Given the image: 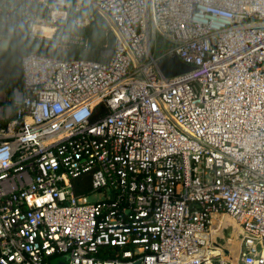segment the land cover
<instances>
[{
	"label": "built area",
	"instance_id": "obj_1",
	"mask_svg": "<svg viewBox=\"0 0 264 264\" xmlns=\"http://www.w3.org/2000/svg\"><path fill=\"white\" fill-rule=\"evenodd\" d=\"M70 1L0 0V47ZM81 1L111 54L28 52L0 108V264H264V0ZM172 53L192 68L166 78ZM220 219L247 238L236 262Z\"/></svg>",
	"mask_w": 264,
	"mask_h": 264
},
{
	"label": "trees",
	"instance_id": "obj_2",
	"mask_svg": "<svg viewBox=\"0 0 264 264\" xmlns=\"http://www.w3.org/2000/svg\"><path fill=\"white\" fill-rule=\"evenodd\" d=\"M32 8L34 9L33 6ZM33 11L38 13L41 17L47 16L46 12L43 10L40 12H37L36 10ZM68 11L69 14L67 19L60 20L56 24H60V27H64L67 31L73 32L77 29L74 24V19L80 15L90 12V9L86 6L81 10ZM81 30L85 31V33L82 34L86 35L90 39V47L87 49L85 56H82L78 50H67V57L64 58L70 59L86 57L97 60L107 59V57L103 56V54L106 50L113 49L115 39L113 31L103 27L98 19L90 20V22L81 28ZM7 34L8 46L4 50L0 49V91L8 97L11 110L14 112L15 106L13 105V92L14 89H20L22 87V56L32 50H34L33 52L36 51V53L43 55L52 56L53 54L45 52L41 48L34 45V38L30 34L29 28L13 27L7 32ZM0 105L2 104L0 103ZM73 183L77 194L80 195L91 192L88 175L75 179Z\"/></svg>",
	"mask_w": 264,
	"mask_h": 264
},
{
	"label": "rangeland",
	"instance_id": "obj_3",
	"mask_svg": "<svg viewBox=\"0 0 264 264\" xmlns=\"http://www.w3.org/2000/svg\"><path fill=\"white\" fill-rule=\"evenodd\" d=\"M69 4L70 5L66 10L64 19L61 20L67 19L69 14L68 10L71 11L81 10L83 7L86 6L90 9V12H87L84 15H80L79 17H76V19H74V24L77 27L75 31L73 32L67 31L64 27H60V24H56L57 22L55 23L56 25L52 22H49L48 17L44 16L43 20H41V18H37L36 20H34L35 26L34 29L30 28V34L34 38V45L41 48L45 52H48L50 54L52 53L55 56L67 57V50H73V51L78 50L82 56H85L87 49L90 47V39L86 35L82 34L85 33V31L81 30V28L86 26L90 22V20L98 19L103 27H105L106 29L108 28L109 30L112 29L105 16H103L101 13H99L97 10H95L86 2L81 0H71ZM71 36H83V38L87 39L88 41L87 47L82 48L77 46H68L64 44L66 43L65 41L61 40V37H64L66 40ZM170 46L171 44L169 42L164 40H159L157 42L156 52L159 51L163 52ZM0 49L4 50L1 47ZM0 103L2 104L0 105V108L2 110H8L9 112H11L10 103L8 102V97L1 91H0ZM100 197L101 194L96 191L88 196V200L94 201L99 199ZM214 223H215L214 231L217 236V244L220 245V247L226 251V256H228L229 258H231L233 261L236 262L240 251L245 248V243L247 241V238L246 237L244 238V234H242V231L239 230V228L233 222H230L228 220L223 221L220 219L219 222H214ZM223 224L227 226L226 229L224 228ZM258 249H260L259 245H258ZM55 262L56 260H54V263Z\"/></svg>",
	"mask_w": 264,
	"mask_h": 264
},
{
	"label": "water",
	"instance_id": "obj_4",
	"mask_svg": "<svg viewBox=\"0 0 264 264\" xmlns=\"http://www.w3.org/2000/svg\"><path fill=\"white\" fill-rule=\"evenodd\" d=\"M111 54V49L106 50L103 56L107 57ZM157 67L162 74V76L166 78H170L176 75L183 74L189 70H191V66L184 63L179 59V57L172 53L170 55L164 56L157 62ZM224 228L226 229L227 226L223 224ZM132 264H139V261L133 262Z\"/></svg>",
	"mask_w": 264,
	"mask_h": 264
},
{
	"label": "crops",
	"instance_id": "obj_5",
	"mask_svg": "<svg viewBox=\"0 0 264 264\" xmlns=\"http://www.w3.org/2000/svg\"><path fill=\"white\" fill-rule=\"evenodd\" d=\"M7 46H8V41H7V40H3V41H2L1 48L6 49ZM0 114H1V113H0Z\"/></svg>",
	"mask_w": 264,
	"mask_h": 264
},
{
	"label": "bare ground",
	"instance_id": "obj_6",
	"mask_svg": "<svg viewBox=\"0 0 264 264\" xmlns=\"http://www.w3.org/2000/svg\"><path fill=\"white\" fill-rule=\"evenodd\" d=\"M47 25H50V24H47ZM39 26H42V25H39ZM52 26V25H51Z\"/></svg>",
	"mask_w": 264,
	"mask_h": 264
}]
</instances>
